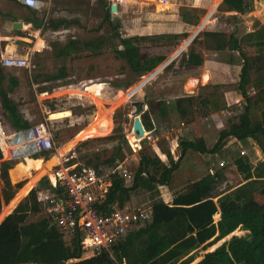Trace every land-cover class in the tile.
Masks as SVG:
<instances>
[{"label":"rangeland","instance_id":"rangeland-1","mask_svg":"<svg viewBox=\"0 0 264 264\" xmlns=\"http://www.w3.org/2000/svg\"><path fill=\"white\" fill-rule=\"evenodd\" d=\"M38 1V15L43 13L47 21L67 19L70 24L58 30L45 28L39 31L30 24L20 29L23 30L20 34L25 39L14 40L11 53L25 54L30 50L31 67L10 70L4 68V71L6 77L15 74L19 78V84L9 93L17 105L19 114L30 121L32 126L46 121L52 132L56 151L42 156L37 155L38 159H31L25 154L12 161L16 168L13 174L8 170L10 182L12 184L24 182L14 194V199L12 198V201H17L12 210L25 200L29 191L37 186L38 181L44 178V174L56 162L53 155H68L72 161L85 163L89 160L91 164L105 167H111L115 162H119L133 174L142 152H154L164 162H168L163 152L169 150L171 157L176 160L180 154L178 146L180 140L202 139L208 149L212 148L220 130L236 124L247 106V102L236 90L242 65L239 52L233 50L230 43L226 47L218 46L216 41L204 37V32H220L224 34L226 40L233 35L240 41L243 51L253 57L255 49L248 44L244 34L258 26H264L262 0H252L251 9L245 13L223 10L222 0H166L165 3H160L159 0ZM106 4H115L116 10L110 14L112 18L119 20V32L122 36L184 32L187 35L179 37V44L175 47L172 45L174 40H171L169 45L142 44V52H148L150 55L163 53L166 58L152 71L138 78L109 48L98 55L83 52L78 57L73 53L64 57L59 54V47L69 39L83 42L99 34L111 33L108 26L102 25ZM22 10L15 1L0 0V25L3 21H11L8 14L18 17L17 21H22L20 19ZM182 13L196 24L184 23ZM4 46L5 43L0 41V57L4 55ZM189 51L199 53L203 59V64L196 73L202 68L204 71L211 69V81L219 82L220 87L214 88L215 84H209L203 89L197 80L186 78L195 72L180 67L179 62L182 54ZM170 61L174 62L171 67L168 66ZM222 63L225 68H222ZM210 64L221 65L209 67ZM61 68H64L63 75L53 77L60 74ZM252 76L255 77L256 73ZM186 82V89L183 92L182 86ZM128 83L131 84L125 88ZM3 84L4 87L8 86L7 81ZM41 88L51 90L39 92ZM213 90L221 104L224 102V109L212 110L210 94ZM193 93L198 95L199 99L190 107L189 114L182 118L175 110L174 102L177 97ZM253 94L254 91L248 89V95ZM136 100L143 102V110L139 116L146 129L141 139L136 138L132 131L131 112L134 107L131 102ZM50 107L54 108V112L49 109ZM162 109L166 110L164 115L161 114ZM263 110L264 103L255 102V105L249 107L253 123L264 120ZM2 111L0 106L4 126L11 132L13 130L8 126ZM262 147L264 142L260 144L249 138L244 144L229 136L215 152L199 153L188 150L182 160L185 163L184 176L188 175L187 167L194 164H200L203 169L211 172L221 170L223 178L217 183L216 193L227 192L245 182L243 174L237 170L235 159L241 157L247 160L251 172L254 173V168L264 159ZM115 152H118V157L114 164L111 166L105 164L104 161ZM42 157L47 160H43ZM23 159H27V165ZM125 184H130V181ZM255 186L264 188V179ZM157 191L158 194L155 192L152 197V193L137 190L131 194L126 206L144 204L151 207L156 198H161L167 203L171 201L172 194L165 186H159ZM253 197L259 203L264 202L258 192L253 193ZM9 202L2 205L0 215L4 213ZM43 217L50 216L46 208L40 204L39 212L29 214L23 224L25 230L23 243L27 244L36 236L40 227L38 221ZM218 220L217 213L214 221ZM246 233V230L236 229L234 233L210 246L211 248L199 247L194 251V259L190 264H195L206 252L214 250L222 244V240H228L232 235L243 236ZM83 255L88 257L86 252Z\"/></svg>","mask_w":264,"mask_h":264},{"label":"trees","instance_id":"trees-1","mask_svg":"<svg viewBox=\"0 0 264 264\" xmlns=\"http://www.w3.org/2000/svg\"><path fill=\"white\" fill-rule=\"evenodd\" d=\"M19 6L23 9L20 19L25 23H30L37 30L42 31L45 28L58 30L70 24L67 19L47 21L43 13L38 15V9H31L21 4ZM221 7L226 11L245 13L251 9L252 0H222ZM8 16L14 21L18 20V17L14 15L8 14ZM182 20L187 24H196L189 20L185 13H182ZM102 25L108 26L111 33L99 34L83 42L69 39L59 47V54L64 57L71 53L78 57L83 52L98 55L109 48L115 57L122 60L138 78L152 71L166 58L163 53L150 55L148 52H142V44L147 46L169 45L171 40H174L172 45L175 47L179 44L178 38L187 35L184 32L122 36L119 32V20L112 18L110 14V4H106ZM26 27L27 25H22V28ZM204 37L213 42L216 41L220 47H226L230 43L231 48L238 51L242 59L236 90L247 102V106L240 114L238 122L233 123L228 129L220 130L217 141L210 149L205 146L202 139L180 140L178 143L180 154L176 160L171 157L169 150L163 152L168 162H164L154 152H142L137 160L130 184H125L123 178L117 174L111 179L104 209L110 211L113 204L118 208H124L129 203L131 194L137 190L152 193L153 197L155 192L158 194L159 186H166L171 191V201L167 203L161 198L154 199L150 205V220L144 221L137 228L128 230L110 250H100L88 257L83 255L77 234L69 235L61 231L46 217L38 221L39 232L26 244L23 243L25 234L23 224L29 214L39 212L40 203L37 202V191L48 187V180L46 178L39 180L37 186L29 191L25 200L12 210L17 203V201H12L14 194L24 185V182L16 184L10 182L8 170L13 174L16 166L12 161L1 160L0 153V211L2 205L10 200L2 214L5 215L12 210L0 222V264L27 262L38 264H190L194 259L193 253L196 249L199 247L206 249L234 233L236 229L246 230L247 233L243 236L232 235L214 250L206 252L195 264H264V202L259 203L253 197V193L258 192L264 200V188L260 189L255 186L264 179V159L254 168V173L251 172V166L247 160L241 157L235 159L237 170L243 174L245 182L221 193H216L217 183L223 178L221 170L211 172L203 169L200 164H194L187 167L188 175L185 177L183 172L185 163L182 161L188 150L199 153L215 152L221 148L222 141L229 136L244 144L249 138L260 144L264 142V120L253 123L249 111V107L255 105V102L264 103V26H258L253 31L244 34L248 44L255 49L253 57L243 51L240 41L233 35L226 40L224 34L220 32L207 31L204 32ZM202 62L203 59L199 53L189 51L187 54H182L179 65L189 69L200 66ZM173 63L171 62L168 66L171 67ZM63 72L64 68H61L60 74L53 77L62 76ZM253 73H256L255 77L252 76ZM5 75L0 69V102L3 117L13 131L26 130L32 124L19 114L16 103L9 97V93L17 85V80L9 76V84L4 87L2 82ZM33 81L35 82V79ZM208 86L204 85L201 88L205 89ZM213 87L218 88L220 84H215ZM248 89L254 91L252 96L248 95ZM48 90L51 88H41L39 92ZM210 95L212 110L224 109V102L221 104L218 97H215L214 90ZM198 99V95L184 94L176 98L174 108L179 116L184 118ZM49 109L54 112V108ZM165 113L166 110L162 109L161 114ZM262 152L264 155V147H262ZM117 157L118 152H115L104 163L111 166ZM30 158L38 159L36 155ZM23 160L27 165V159ZM85 163L91 164L89 160ZM217 213L219 220L215 222L214 217Z\"/></svg>","mask_w":264,"mask_h":264},{"label":"built area","instance_id":"built-area-1","mask_svg":"<svg viewBox=\"0 0 264 264\" xmlns=\"http://www.w3.org/2000/svg\"><path fill=\"white\" fill-rule=\"evenodd\" d=\"M15 1L31 9L39 8L38 0ZM31 55L30 50L25 54L7 51L1 55L0 63L7 68L28 69L31 67ZM54 151L53 135L46 121L26 130L8 132L0 115L1 160L13 161L25 154L42 156ZM53 156L56 162L43 176L49 186L37 191V202L46 208L52 224L69 235H78L81 250L87 256L100 250H110L128 230L150 220L151 207L144 204L124 208L113 204L110 211L104 209L112 175H120L125 182H131L133 178L123 164L115 162L111 167L94 166L72 161L68 155Z\"/></svg>","mask_w":264,"mask_h":264},{"label":"crops","instance_id":"crops-1","mask_svg":"<svg viewBox=\"0 0 264 264\" xmlns=\"http://www.w3.org/2000/svg\"><path fill=\"white\" fill-rule=\"evenodd\" d=\"M11 21H3L2 23H1V25H0V41L1 42H3V43H5V46H4V55L5 54H7V50H9L10 52L12 51V47H11V45L13 44V41L14 40H16L17 38H22V39H25L24 37H23V35L22 34H20L21 33V31H23V30H20V29H22V28H19V29H17V28H13L12 27V23L14 22V20H12V19H10ZM22 22H24V21H21V23ZM25 23V22H24ZM24 23H22V25L24 24ZM25 24H27V26H29V24L30 23H25ZM31 25V24H30ZM35 30H37V29H35ZM40 31V30H39ZM37 42V41H36ZM37 45V44H36ZM35 47V46H34ZM37 49H41V48H37ZM38 51V50H37ZM173 61V60H172ZM172 61H170V62H172ZM211 62V61H210ZM212 63V62H211ZM203 64V63H202ZM216 64V63H215ZM214 64V66H219V65H221V64H219V65H215ZM213 66V64H210V66L209 67H214ZM225 65L222 63V68H225L224 67ZM200 66H198V67H191V68H189V69H191V70H193V73L195 72V74H191V75H187L186 76V78L189 80V79H195V80H197L198 81V83H200V85H202V86H204V85H209V84H218L219 82H213V81H211V79H212V76L210 75L211 74V69H209L208 68V71H204V69L202 68L198 73H196V71H197V69L199 68ZM4 68H7V67H3L2 65H1V63H0V69H2L3 70V72L5 73V71H4ZM9 70L10 69H14V68H8ZM19 69H26V68H19ZM204 73H206L207 74V80L206 81H204V79H203V76H204ZM6 74V73H5ZM9 76H13V77H15L16 78V80H17V85L19 84V78L15 75V74H13V75H9ZM9 76H7L6 77V75H5V78H4V80H3V82L4 81H7V83L9 84V80H8V77ZM205 83H204V82ZM3 82H2V85L4 86V84H3ZM188 82V81H187ZM187 82L182 86V91L184 92V89H185V87H186V85H187ZM32 83H34V82H32ZM16 85V86H17ZM180 94H183V93H179V95ZM194 94V93H193ZM10 97V96H9ZM0 106H1V102H0ZM145 128V127H144ZM176 146H177V144H176ZM171 151H173V150H171ZM164 154V153H163ZM162 159V158H161ZM91 165H93V164H91ZM35 171V170H34ZM36 172V171H35ZM166 187V186H165ZM167 188V187H166ZM168 189V188H167ZM168 191L169 192H171L169 189H168Z\"/></svg>","mask_w":264,"mask_h":264},{"label":"water","instance_id":"water-1","mask_svg":"<svg viewBox=\"0 0 264 264\" xmlns=\"http://www.w3.org/2000/svg\"><path fill=\"white\" fill-rule=\"evenodd\" d=\"M116 10V6L115 4H111L110 5V13L115 12ZM21 23V21H14L12 23V27L15 28L14 26ZM196 34V33H195ZM195 34L192 35V37L195 36ZM170 60V59H169ZM168 61V60H167ZM186 89V88H185ZM131 105L134 107L133 111L131 112L132 116H133V120H132V131L135 135L136 138H142L143 134H144V125L142 123V119L140 118L139 114L140 112L143 110V102L142 101H132ZM115 175H112V178ZM6 216V214H1L0 215V222L1 220ZM225 240H222L221 243H223ZM215 249V248H214ZM17 264H38V263H33V262H27V263H17ZM60 264H64V263H60Z\"/></svg>","mask_w":264,"mask_h":264},{"label":"bare ground","instance_id":"bare-ground-1","mask_svg":"<svg viewBox=\"0 0 264 264\" xmlns=\"http://www.w3.org/2000/svg\"><path fill=\"white\" fill-rule=\"evenodd\" d=\"M15 28H22V23H19V24H17V25H15L14 26ZM207 74L206 73H204V76H203V79H204V81H206L207 80ZM203 81V82H204ZM205 83V82H204ZM29 157L31 156V155H28Z\"/></svg>","mask_w":264,"mask_h":264}]
</instances>
